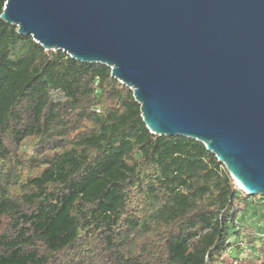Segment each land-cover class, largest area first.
Returning <instances> with one entry per match:
<instances>
[{"label": "trees", "instance_id": "16d2710c", "mask_svg": "<svg viewBox=\"0 0 264 264\" xmlns=\"http://www.w3.org/2000/svg\"><path fill=\"white\" fill-rule=\"evenodd\" d=\"M17 30L0 18V264H237L264 241L203 142L150 132L109 66Z\"/></svg>", "mask_w": 264, "mask_h": 264}, {"label": "water", "instance_id": "95a60500", "mask_svg": "<svg viewBox=\"0 0 264 264\" xmlns=\"http://www.w3.org/2000/svg\"><path fill=\"white\" fill-rule=\"evenodd\" d=\"M0 18L109 66L150 132L203 142L264 195V0H7Z\"/></svg>", "mask_w": 264, "mask_h": 264}, {"label": "rangeland", "instance_id": "374dc122", "mask_svg": "<svg viewBox=\"0 0 264 264\" xmlns=\"http://www.w3.org/2000/svg\"><path fill=\"white\" fill-rule=\"evenodd\" d=\"M235 185L237 188H240L237 185V182L234 180ZM263 197V198H260ZM255 201H263L264 202V195H255V196H251L249 198H247L246 201V205L244 202H242L241 200L237 201V207L240 209L239 212V219L240 221H242V234L247 235L246 232V228L245 226L248 225L249 227H252L254 229H260L262 227V224H264V214L262 217H260L261 220H259V215H257L255 213L254 207L252 205L253 202ZM258 236H255V238L253 237V243L249 242V236H243L242 238V247L245 250V253H247L246 255V259H244L243 261H241V263H237V264H261L262 259H264V241H261L259 238H257ZM229 257L228 262H235V260H233V256H235L234 251L230 250V253L228 252ZM249 258H252V260Z\"/></svg>", "mask_w": 264, "mask_h": 264}, {"label": "built area", "instance_id": "2783aa9c", "mask_svg": "<svg viewBox=\"0 0 264 264\" xmlns=\"http://www.w3.org/2000/svg\"><path fill=\"white\" fill-rule=\"evenodd\" d=\"M238 189H240V188H238ZM240 190H241L244 194L248 195L247 192H246L243 188H241ZM261 235L264 237V228H263V230H262V232H261Z\"/></svg>", "mask_w": 264, "mask_h": 264}]
</instances>
